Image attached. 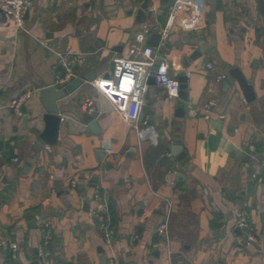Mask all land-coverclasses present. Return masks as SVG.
<instances>
[{"label": "crops", "instance_id": "0c3cea01", "mask_svg": "<svg viewBox=\"0 0 264 264\" xmlns=\"http://www.w3.org/2000/svg\"><path fill=\"white\" fill-rule=\"evenodd\" d=\"M142 1L32 0L23 29L9 18L0 21V240L17 246V264L34 260L46 223L48 254L40 264H101L103 255L106 264H264L263 18L254 0H179L163 50L170 74L187 77V99L148 82L140 112L148 122L138 131L95 81L110 74L113 56L144 26L151 29L147 42L155 41V33L159 42L173 0L163 10L161 0H149L139 20ZM213 40L222 66L208 51L185 63L199 43L209 47ZM64 52L84 56L76 68L80 84L57 100L56 144L39 146L22 171L44 128L39 89L54 85ZM228 67L252 80L254 100L245 99ZM22 95L15 109L12 101ZM85 98L92 100V111L83 107ZM93 119L98 134L88 125ZM175 137L189 157L186 169L168 148ZM103 149L106 154L99 155ZM257 163L261 173L253 176ZM95 189L110 206L111 249L92 215ZM243 201L256 242L237 230L234 214ZM160 222H166L162 234L156 230ZM0 264H9L1 247Z\"/></svg>", "mask_w": 264, "mask_h": 264}, {"label": "built area", "instance_id": "2783aa9c", "mask_svg": "<svg viewBox=\"0 0 264 264\" xmlns=\"http://www.w3.org/2000/svg\"><path fill=\"white\" fill-rule=\"evenodd\" d=\"M226 4H231L232 0H224ZM179 0H173L168 7V14L163 27L160 29V40L157 45H151L147 42L151 33L149 26H144L137 32L132 41L125 45L122 51L112 58V67L110 74L95 81V85L103 95H105L114 109L123 117L128 125L141 131V125L147 124V118H140V112L144 103L143 95L148 86V78L153 77V84L166 90L174 97H178L180 91V82L169 72L170 62L168 53L163 50V46L174 28L177 18V4ZM32 0H0V10L6 13L7 18L17 27L23 26V16ZM84 56L81 53L64 52L59 53V59L56 65L54 85L64 87L67 83L77 78L76 68L84 63ZM207 69L212 67L211 62H206ZM219 79L225 78V74H220ZM26 95L17 97L12 101V106L18 109L25 99ZM83 107L92 111V100L85 98L82 102ZM210 104L203 106L204 117H208ZM222 118L224 115L221 116ZM253 150L254 146L249 145ZM16 161L17 158H14ZM261 166L255 164L252 175H260ZM70 184L75 185V180L71 179ZM95 205L92 209V215L102 232L105 245L111 249L114 239V230L111 225L110 206L107 198L99 189L94 191ZM248 202L243 201L235 211V223L241 230V234L246 241L256 242L257 233L249 219ZM156 230L158 233L166 232V222H160ZM43 243L38 249V256L42 259L48 254L47 245L49 244L48 224L42 229ZM0 247L4 253L9 256V264H17V246L8 238L0 240ZM112 261V257H109Z\"/></svg>", "mask_w": 264, "mask_h": 264}, {"label": "water", "instance_id": "95a60500", "mask_svg": "<svg viewBox=\"0 0 264 264\" xmlns=\"http://www.w3.org/2000/svg\"><path fill=\"white\" fill-rule=\"evenodd\" d=\"M168 1L169 0H161V4H160L161 10L166 8V6L168 5ZM214 2H215L214 0H211V3ZM254 2H255L257 14L261 15V17L263 18V27L261 29V33L264 34V0H254ZM148 10H149V0H143L137 12L136 18L139 20L144 19L146 16V12ZM6 19H7L6 13L0 10V21H6ZM153 36L155 37V41H150V43L153 45H157L159 33H155L152 35V37ZM203 45H204L203 43H199L198 48L193 50L192 53H190L185 63H188L189 60H193L199 57L202 54V52L208 51L211 53L214 59L218 61L219 65L222 66L223 63L222 61H219V57L214 48V40L211 42V45L209 47ZM228 71L231 79H234L237 82L245 99L247 101L254 100L255 94L253 90L252 80L247 79L241 72L240 68L238 67H228ZM93 77H94V73L88 74L86 76L88 80H92ZM177 79L180 82V91L178 97H180L183 100H186L187 77L186 75H180L179 77H177ZM148 82L153 83L152 76L148 78ZM225 83L228 84L229 81H225ZM79 84H80V79L76 78L70 81L69 83H67L64 87H56L55 85L52 84L44 85L40 87L39 89L40 101L45 109V113L43 114L44 128L38 134L36 140L34 141V144L31 146L32 153L26 158V161L22 164L21 167L22 171H27L30 168L29 164L33 161L34 153L37 151V148L39 146L44 144L52 146L56 144L58 138L59 124L61 120V116L59 114L60 109L57 105V100L65 97L67 93H71L72 91H74L79 86ZM177 112L179 113V115H183L184 107L179 106ZM88 125L93 133L98 134L100 132L96 120L94 119L91 120ZM168 148L170 149L175 159L178 161L179 165L184 167V169H186L189 166L190 162L188 155L186 154V152L182 147L181 140L175 137L168 144ZM98 153L99 155H105L106 151L104 149L98 150ZM98 160H102V158H99ZM182 176L183 174L181 172L176 173L177 178H180ZM95 181L96 180L93 177L91 179V182H95ZM58 182L59 179L54 180V183H58ZM74 188L76 187L74 186ZM262 222L264 223V212L262 213ZM237 230L239 233H241V230L239 228H237ZM262 232L264 233V227L262 228ZM33 255H34V260L31 261L30 264H40L41 258L38 256V249L36 247L33 249ZM101 264H106V257L104 255L101 257Z\"/></svg>", "mask_w": 264, "mask_h": 264}, {"label": "rangeland", "instance_id": "374dc122", "mask_svg": "<svg viewBox=\"0 0 264 264\" xmlns=\"http://www.w3.org/2000/svg\"><path fill=\"white\" fill-rule=\"evenodd\" d=\"M20 29H23L22 27H20Z\"/></svg>", "mask_w": 264, "mask_h": 264}]
</instances>
